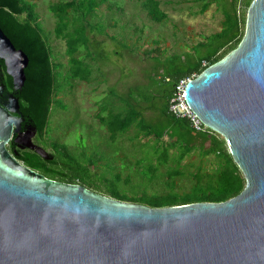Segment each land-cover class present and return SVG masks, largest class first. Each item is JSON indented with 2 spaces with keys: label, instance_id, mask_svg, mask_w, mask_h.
<instances>
[{
  "label": "water",
  "instance_id": "1",
  "mask_svg": "<svg viewBox=\"0 0 264 264\" xmlns=\"http://www.w3.org/2000/svg\"><path fill=\"white\" fill-rule=\"evenodd\" d=\"M14 91L28 57L0 28ZM4 84L0 77V93ZM0 100V264H264V0H252L236 48L184 85L186 103L219 133L245 186L219 202H124L28 167L6 148L18 97ZM24 146L51 159L30 136Z\"/></svg>",
  "mask_w": 264,
  "mask_h": 264
},
{
  "label": "trees",
  "instance_id": "2",
  "mask_svg": "<svg viewBox=\"0 0 264 264\" xmlns=\"http://www.w3.org/2000/svg\"><path fill=\"white\" fill-rule=\"evenodd\" d=\"M196 1L201 2V13L212 2L220 3V0ZM239 2L243 5L241 13L237 8ZM251 2L252 0H230V8L223 10L220 29L205 36L204 40L195 45L197 49H204V54L171 61L172 66L162 79L166 87L160 91L163 101L158 109L159 119L149 121L145 117L146 111L157 110L153 103L150 104L152 97L149 96L143 100L142 107H138L141 102L135 98H126L125 102H120V107L113 106L107 114L98 116V122L106 128L109 138H116L133 128L131 138L148 139L147 143L142 144L152 150L154 156L144 166L139 161L135 163L137 170L142 167V178L146 179L141 190L131 188L129 193L121 192L116 183H110V188L103 190L94 183L67 172L72 169L86 171V167H72L69 162L63 161L53 153H49L51 159H45L34 150L28 149L19 151L17 158L47 178L81 184L96 193L150 207H167L199 201L219 202L235 196L245 186V179L233 161L225 139L209 128L195 131L187 119L175 117L168 111V102L176 81L197 75L206 67L202 66L204 61L207 65L212 64L237 47L245 32V14ZM154 6L155 12L149 9L147 14L161 20L165 13L159 8V1L155 0ZM95 7V0H58L48 4L55 18L54 36L65 42L69 61L67 74L73 77L81 75L83 80L88 77V72L79 74L81 60L77 57L80 54L78 48L81 44L87 45L89 42L86 39L83 41L86 25L80 30L76 22L89 16ZM0 28L13 45L28 57L27 66L24 68L25 80L20 90H13L11 77L7 75L2 60L1 82L5 91L18 97L22 114L30 119L43 139L51 105L57 100L60 64L53 61L52 48L48 37L42 32L35 3L31 0H0ZM80 32L82 38L79 36ZM86 52L83 57L92 55L90 51ZM165 137L168 141H165ZM55 148L57 152H63L56 145ZM196 150L201 152L202 158H206L208 166L187 171L182 166L183 161ZM210 156L213 157L211 160ZM152 160H155V164ZM97 161L98 158H95L94 162ZM115 175L118 182L120 175ZM182 180L183 182H180ZM152 183H155V190L149 192L147 186Z\"/></svg>",
  "mask_w": 264,
  "mask_h": 264
},
{
  "label": "rangeland",
  "instance_id": "3",
  "mask_svg": "<svg viewBox=\"0 0 264 264\" xmlns=\"http://www.w3.org/2000/svg\"><path fill=\"white\" fill-rule=\"evenodd\" d=\"M31 1L35 3L42 32L50 42L53 61L60 64L57 100L51 105L44 138L38 143L72 167H86V171L72 169L67 172L103 190H108L110 183H116L121 192L129 193L131 188L141 190L146 179L142 178V167L137 170L135 163L139 161L144 166L154 156V152L142 144L148 139L131 138L133 128L116 138L108 137L106 128L97 118L107 114L103 108L113 97L94 94L88 88L91 81L83 82L81 75L67 74L69 61L65 42L54 36L55 18L48 8L50 2L58 0ZM95 1L96 7L91 14L76 22L80 30L86 25L83 41L89 42L81 44L78 52L81 56L87 50L92 53L89 55L91 62L88 60L85 65L83 58L79 59V74L88 72L95 84L105 78L107 85L119 87L123 95L116 98L120 102L135 98L141 102L138 107H142L143 100L152 97L150 104L153 103L157 110L146 111L145 117L149 121L160 118L158 109L163 101L160 91L166 87L162 79L172 66L171 61L204 54L205 50L197 49L195 45L220 29L223 10L230 8V0H220V3L212 2L201 13V2L196 0H157L160 10L165 13L157 20L147 14L149 9L155 12V0ZM237 8L241 13L243 5L239 2ZM79 36L82 38L81 32ZM99 38L102 39L99 41ZM165 141H168L166 137ZM55 145L63 152H57ZM95 158H98L97 162H94ZM152 161L155 164V160ZM182 166L192 171L207 167L208 162L196 150L184 159ZM115 174L120 175L118 182ZM154 190L155 183L147 186V191Z\"/></svg>",
  "mask_w": 264,
  "mask_h": 264
},
{
  "label": "built area",
  "instance_id": "4",
  "mask_svg": "<svg viewBox=\"0 0 264 264\" xmlns=\"http://www.w3.org/2000/svg\"><path fill=\"white\" fill-rule=\"evenodd\" d=\"M202 66H208L207 62L204 61ZM194 76L184 77L175 82L168 102V111L175 117L187 119L191 128L195 131H204L207 127L201 122L184 98V85Z\"/></svg>",
  "mask_w": 264,
  "mask_h": 264
},
{
  "label": "flooded vegetation",
  "instance_id": "5",
  "mask_svg": "<svg viewBox=\"0 0 264 264\" xmlns=\"http://www.w3.org/2000/svg\"><path fill=\"white\" fill-rule=\"evenodd\" d=\"M8 91H5V89L0 93V100L4 101L6 100ZM20 120H19V127L17 132H12L9 138V141L6 143V148L10 153L16 152L17 154L19 151H25V150H33L28 148L27 146H24V143L26 142V139L28 136H30V140L33 144H36L37 146H40L38 143V140H42L40 137L38 131L33 126L32 122L29 118L25 117V115L22 114L20 110L19 114ZM37 141V142H36ZM43 148V147H42ZM49 154V152H47Z\"/></svg>",
  "mask_w": 264,
  "mask_h": 264
},
{
  "label": "crops",
  "instance_id": "6",
  "mask_svg": "<svg viewBox=\"0 0 264 264\" xmlns=\"http://www.w3.org/2000/svg\"><path fill=\"white\" fill-rule=\"evenodd\" d=\"M101 39L102 38H99V41ZM80 58H83L84 65H85V63H88V60H90L89 57H85V56L80 57V54H79L78 59H80ZM89 62H91V60ZM81 81H83V82H86V81L90 82L91 81L92 82L91 87H88V88H89V90H92V93H94V94H97L99 96H106V95L110 94V96H113L112 100L106 105V107L103 108L104 112H108L110 110V108L113 106H114V108L120 107V105H121L120 101H118L116 96H122L123 94H121L119 87H116V86L111 87V85H107L105 78H103V79L101 78L98 81V83L95 84L94 79L92 78L90 73H88V77L86 79H84V80L81 79ZM108 90H110V93H106ZM95 104H96V102H95Z\"/></svg>",
  "mask_w": 264,
  "mask_h": 264
}]
</instances>
